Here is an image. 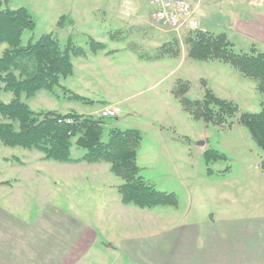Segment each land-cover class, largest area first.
<instances>
[{
  "label": "crops",
  "instance_id": "obj_1",
  "mask_svg": "<svg viewBox=\"0 0 264 264\" xmlns=\"http://www.w3.org/2000/svg\"><path fill=\"white\" fill-rule=\"evenodd\" d=\"M186 1L198 31L223 34L237 53L254 48L264 54V0ZM58 14L65 17L60 33L53 34L58 42L85 49L84 56L73 58L69 76L76 74L84 91L68 92L90 96L85 98L90 103L103 100L93 115H78L119 110L143 92L141 81H147L145 91L158 86L157 73L173 59L197 62L188 57L189 33L157 25L140 0H72L59 6ZM80 35L83 43L76 40ZM90 38L104 49L89 51ZM241 77L256 90L254 81ZM177 81L168 94L183 112L173 96ZM97 86L101 95L89 91ZM230 98V93L222 97ZM143 105L146 109L149 102ZM15 149L0 145V264H264V172L259 167L264 154L254 171L246 169L236 178L238 192L227 194L228 209L218 210L216 217L180 223L171 218L163 224L151 214L156 207L121 203L120 180L112 178L107 163L46 161L39 152ZM79 169L90 175L76 176Z\"/></svg>",
  "mask_w": 264,
  "mask_h": 264
},
{
  "label": "trees",
  "instance_id": "obj_2",
  "mask_svg": "<svg viewBox=\"0 0 264 264\" xmlns=\"http://www.w3.org/2000/svg\"><path fill=\"white\" fill-rule=\"evenodd\" d=\"M6 1L0 0V44L7 45L0 56V144L39 152L46 161L107 163L110 173L121 182L117 193L122 204L140 209L167 205L175 207L177 200L173 194L157 191L140 174L136 164V151L141 142L138 130L113 128L105 135L104 120L99 116L34 112L28 107L23 99H32L42 91L53 93L54 87H61L60 80L72 75L73 58L84 56L85 49L71 41L61 45L52 33L35 41L30 39L22 45V35L25 31H33L34 20L24 8L10 10L4 7ZM64 19L60 17L56 24L58 28ZM87 46L91 52L104 49L102 44L91 38ZM186 46L191 60H216L254 81L261 101L258 113H239L235 103L216 97L205 85L200 100L186 99L188 83L177 81L173 96L183 111L194 120L219 128H229L237 122L248 130L264 154V54L257 53L254 48L248 53H237L223 34L200 31L187 35ZM7 93L11 98L4 102L1 96ZM68 98L90 103L73 93ZM74 147L83 151L80 157L72 156ZM203 156L207 163L225 158L215 150L205 151ZM259 167L264 172V158Z\"/></svg>",
  "mask_w": 264,
  "mask_h": 264
},
{
  "label": "rangeland",
  "instance_id": "obj_3",
  "mask_svg": "<svg viewBox=\"0 0 264 264\" xmlns=\"http://www.w3.org/2000/svg\"><path fill=\"white\" fill-rule=\"evenodd\" d=\"M140 1L147 16L154 13L155 7L149 0ZM71 2L72 0H7L4 7L10 10L24 8L34 20L33 31H25L21 38V44L26 45L30 39L35 41L45 34H59L60 30L56 26L60 19L59 6ZM78 37L81 40H76L83 43V37ZM59 41L64 42L62 39ZM6 48V44H0V56ZM173 60L167 63L163 71L157 73L159 80L162 79L158 86L145 91L147 81H141L143 92L120 105L117 118L104 119L105 135L113 128L135 129L140 132L137 164L141 168V176L157 191L173 194L177 200L176 207L158 206L151 211L163 224L171 218L180 223L185 218L190 222L202 217H216L218 210L228 209L230 199L227 194L238 192L235 188L236 178L244 175L246 169L254 171L256 163L263 156L245 127L234 122L229 128H219L207 125L202 120H194L187 112L179 111L177 103L172 98L169 99L168 94L174 82L181 80L188 83L185 98L190 101L200 100L204 95L205 85L221 99L230 93L233 98L228 100L238 106L239 113H258L261 95L250 86L249 80L243 79L230 65L216 60L194 63L180 58ZM126 77L128 79L129 74ZM151 85L153 84L149 86ZM60 86L54 87L53 93L42 91L32 99H22L34 112L56 109L57 113L62 114L71 113V108L77 114L93 115L102 106L101 98H92L94 102L89 104L68 98L70 93L65 92V89L76 94L84 91L76 74L72 78L61 79ZM90 90L102 94L99 86L89 88ZM89 97L85 96L90 99ZM1 98L8 102L11 95L2 94ZM158 98L161 100L160 104H157L160 102ZM152 100L154 104L150 103ZM146 101L149 102V107L145 109L143 103ZM167 107H170L169 110ZM147 112L149 115L145 114ZM158 114L163 118L159 119ZM159 130L161 134L158 133ZM208 150L222 153L225 158L207 163L203 154ZM82 153L80 149H72L73 157L81 156ZM83 169H79L76 176L90 175L88 170ZM112 178L116 183L119 182L118 178ZM119 185L117 184L116 189ZM222 195L225 196L220 199Z\"/></svg>",
  "mask_w": 264,
  "mask_h": 264
},
{
  "label": "built area",
  "instance_id": "obj_4",
  "mask_svg": "<svg viewBox=\"0 0 264 264\" xmlns=\"http://www.w3.org/2000/svg\"><path fill=\"white\" fill-rule=\"evenodd\" d=\"M155 7L154 22L160 27L173 32H195L197 23L192 18L190 4L186 0H149ZM119 110L115 107L102 109L98 116L102 119L117 118ZM70 123V120H66Z\"/></svg>",
  "mask_w": 264,
  "mask_h": 264
}]
</instances>
